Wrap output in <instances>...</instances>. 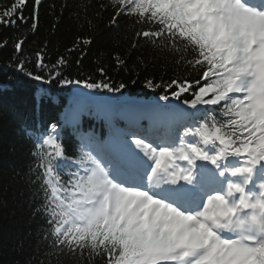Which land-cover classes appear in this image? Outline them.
I'll return each mask as SVG.
<instances>
[{"label": "snow or ice", "instance_id": "6c2138e0", "mask_svg": "<svg viewBox=\"0 0 264 264\" xmlns=\"http://www.w3.org/2000/svg\"><path fill=\"white\" fill-rule=\"evenodd\" d=\"M41 5L12 0L0 9V25L35 33ZM100 7L113 13L109 27L121 17L148 25L134 31L133 49L143 40L196 76L147 79L162 90L159 101L183 107L154 104L158 124L127 133L119 153L84 144L69 157L56 123L36 136L30 182L38 185L47 264H264V0H107ZM26 40L12 41L10 66L34 80L109 93L125 87L113 86L104 68L99 82L69 79L67 58L47 64L41 49L35 67L46 80L27 69ZM91 43L78 38L68 51Z\"/></svg>", "mask_w": 264, "mask_h": 264}, {"label": "trees", "instance_id": "16d2710c", "mask_svg": "<svg viewBox=\"0 0 264 264\" xmlns=\"http://www.w3.org/2000/svg\"><path fill=\"white\" fill-rule=\"evenodd\" d=\"M11 3L12 0H0V9ZM102 3L106 4L107 0H42L35 33L26 25L18 24L15 28L0 25V41H8L0 48V264H40L41 261L47 264L44 252L48 246L41 240L45 220L36 212L41 203L36 195L38 185L30 182L35 178L31 172L36 164L32 158L34 144L22 128L34 130L36 124L58 122V114L64 110L65 115L71 114L73 105L79 102L92 108V101L82 102L77 96L81 93L107 95L109 100L104 104L107 111L118 115L127 113L136 100L159 101L162 90L147 87V79L169 81L189 74V78L196 76L190 67L177 65L175 55L158 52L143 40L140 47L133 49L134 31L148 25L134 27L132 20L121 17L118 25L109 27L113 13L110 8L101 9ZM30 14L31 3L25 8V15ZM23 36H27L23 56L32 61L26 66L34 74L49 79L46 71L40 72L35 67V53L43 49L47 64H55L61 56L67 58L63 75L69 79L90 78L99 82L105 79L99 72L104 68L113 86L123 83L125 87L120 92L109 93L85 89L82 84H61L59 78L52 79L51 83L34 80L10 66L13 56L17 55L12 41ZM78 38H90L92 43L69 52ZM82 52L86 54L81 59ZM116 55L125 61L124 65L117 66ZM187 55L190 58L192 53L189 51ZM171 101L183 107L179 101L168 102ZM93 108L98 110V106ZM89 116L96 114L89 111ZM103 129L108 130V126ZM62 141L67 156L78 152L74 138L63 136ZM52 264L57 261L53 259ZM63 264L80 262L64 260Z\"/></svg>", "mask_w": 264, "mask_h": 264}]
</instances>
